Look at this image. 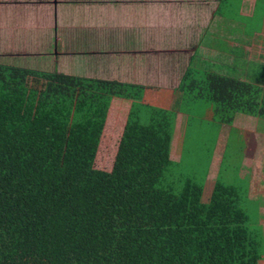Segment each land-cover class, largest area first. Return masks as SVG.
<instances>
[{"label":"trees","instance_id":"1","mask_svg":"<svg viewBox=\"0 0 264 264\" xmlns=\"http://www.w3.org/2000/svg\"><path fill=\"white\" fill-rule=\"evenodd\" d=\"M259 29L244 28L253 44ZM150 88L0 63V264H261L238 188L216 177L205 202L204 182L165 172L180 98L211 99L221 123L264 119V84L188 68L173 104ZM114 95L129 104L106 168Z\"/></svg>","mask_w":264,"mask_h":264},{"label":"crops","instance_id":"2","mask_svg":"<svg viewBox=\"0 0 264 264\" xmlns=\"http://www.w3.org/2000/svg\"><path fill=\"white\" fill-rule=\"evenodd\" d=\"M254 5L255 0H0V42L8 45L0 47V63L35 57L37 67L29 61L22 67L133 82L153 87L148 93L173 104L188 68L228 73L246 63L252 38L242 25ZM112 101L129 104L119 95ZM175 114L187 113L177 108ZM256 127L247 130L250 140L264 137ZM246 169L247 195L261 200L264 239V176Z\"/></svg>","mask_w":264,"mask_h":264},{"label":"rangeland","instance_id":"3","mask_svg":"<svg viewBox=\"0 0 264 264\" xmlns=\"http://www.w3.org/2000/svg\"><path fill=\"white\" fill-rule=\"evenodd\" d=\"M261 12L263 8L259 9L255 17L249 18L247 15L249 19L243 21V27L248 25L253 29L257 27L260 29L254 34L255 45L253 41H251V48L247 45L246 49L249 52L246 55V63L231 69L228 73L264 84V23L263 25L260 23ZM246 35L253 38L252 34L247 33ZM9 44L14 47V43ZM0 47L7 48L8 45L5 42L1 45L0 42ZM24 61H29L36 67L39 64L37 58L27 60L24 55L13 56L1 62L22 66ZM239 62L242 61L239 60ZM113 105L114 103L110 105L113 108L109 110L106 119L111 130V140L102 142L96 160L97 166L106 168L110 166L112 151L114 152L116 148L117 138L113 140V137L117 134L116 130L122 126L127 108L119 104ZM179 105L190 112L189 114H175L170 142V157L173 163L165 172L167 177L174 179L178 186H181L186 177H191L196 183L204 182L203 201L205 202L209 200L214 182L218 177L226 185L240 190V202L250 217V226L260 228L261 215L257 207L261 200L257 196L249 199L247 195L248 171L246 167L251 169V175L255 173L257 176H264V137L259 138L258 135L253 134L251 141L247 130L257 125L256 129L264 132V119L256 116L250 118L248 114L237 113L238 119L232 125L218 122L212 117L211 99L189 96L188 93L180 98ZM170 107L176 109V106ZM248 144L250 148L246 152ZM251 191V196H254L256 191L253 189ZM261 193L262 191H259V195ZM261 251L263 254L261 264H264V239Z\"/></svg>","mask_w":264,"mask_h":264}]
</instances>
